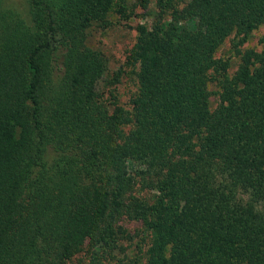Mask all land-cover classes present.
Here are the masks:
<instances>
[{
    "label": "trees",
    "instance_id": "trees-1",
    "mask_svg": "<svg viewBox=\"0 0 264 264\" xmlns=\"http://www.w3.org/2000/svg\"><path fill=\"white\" fill-rule=\"evenodd\" d=\"M25 1L0 0V264H264V29L238 49L264 0ZM109 13L140 21L111 110L81 43Z\"/></svg>",
    "mask_w": 264,
    "mask_h": 264
},
{
    "label": "rangeland",
    "instance_id": "rangeland-1",
    "mask_svg": "<svg viewBox=\"0 0 264 264\" xmlns=\"http://www.w3.org/2000/svg\"><path fill=\"white\" fill-rule=\"evenodd\" d=\"M3 4L15 11L20 18H26L27 4L25 0H3ZM136 22H140L137 17L123 20L114 13H109L106 15L103 24L93 23L84 28L81 33L83 46L98 52L104 61V71L95 84V91L99 102L105 105L108 110L119 103L126 106L128 97L134 89L131 80L132 68L126 64V57L133 42V26ZM263 29V27H259L250 32L245 37L243 44L238 46V49L242 51H259L261 47L259 38L263 33ZM236 40L237 38L227 37L214 53V58L228 64L226 70L228 77L234 74L239 61L234 50ZM218 86V82L214 80L207 84L209 110H213L218 103ZM135 227V225L130 224L126 226L132 235ZM134 245L133 242L124 244L130 260H136L131 256L138 251ZM85 263L82 259V264Z\"/></svg>",
    "mask_w": 264,
    "mask_h": 264
}]
</instances>
